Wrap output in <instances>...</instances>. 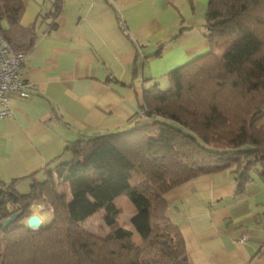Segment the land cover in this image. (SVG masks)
I'll list each match as a JSON object with an SVG mask.
<instances>
[{
    "label": "trees",
    "instance_id": "16d2710c",
    "mask_svg": "<svg viewBox=\"0 0 264 264\" xmlns=\"http://www.w3.org/2000/svg\"><path fill=\"white\" fill-rule=\"evenodd\" d=\"M24 10V0H0V33L27 52L38 34L21 24ZM205 36L208 51L171 71L169 88L145 89V117L68 141L67 158L25 193L19 179L0 181V264H189L164 194L201 174L264 167V0H209ZM121 195L134 206L133 229L119 221ZM34 203L51 211L38 229L27 226ZM102 210L106 234L82 227Z\"/></svg>",
    "mask_w": 264,
    "mask_h": 264
},
{
    "label": "crops",
    "instance_id": "0c3cea01",
    "mask_svg": "<svg viewBox=\"0 0 264 264\" xmlns=\"http://www.w3.org/2000/svg\"><path fill=\"white\" fill-rule=\"evenodd\" d=\"M24 1L21 24L34 25L38 39L21 77L33 89L29 98L13 96L12 114L0 118V181L19 179L25 193L33 177L67 158L68 141L130 127L145 89L161 88L171 71L208 51L209 0H60L56 15V0ZM257 163L246 177L226 168L164 194L189 264H264Z\"/></svg>",
    "mask_w": 264,
    "mask_h": 264
},
{
    "label": "built area",
    "instance_id": "2783aa9c",
    "mask_svg": "<svg viewBox=\"0 0 264 264\" xmlns=\"http://www.w3.org/2000/svg\"><path fill=\"white\" fill-rule=\"evenodd\" d=\"M27 52L16 50L0 33V118L12 114L11 99L13 96L29 98L33 85L21 77V71ZM145 117V110L140 111ZM245 236L240 238L241 241Z\"/></svg>",
    "mask_w": 264,
    "mask_h": 264
},
{
    "label": "rangeland",
    "instance_id": "374dc122",
    "mask_svg": "<svg viewBox=\"0 0 264 264\" xmlns=\"http://www.w3.org/2000/svg\"><path fill=\"white\" fill-rule=\"evenodd\" d=\"M217 53L219 55H221L222 50L218 49ZM161 86H162L161 87L162 90L169 88L171 86L170 80L167 83L161 84ZM221 159H223V160H221ZM224 160H225V157H223V158L218 157V158L214 159V161H218V162H221ZM256 165L259 169L262 167V165L259 162ZM139 178H140V175L137 174L136 172H134L132 174V180L131 181L133 183H135L139 180ZM19 192L24 193L20 189H19ZM115 203H116V206L122 210V213H121L120 218H119L120 223H123L128 228L133 229L134 226L130 220V217L134 212L133 204L129 201V199L125 195H121L120 197H118L116 199ZM31 208H32L33 213H39L40 214V216L42 218V224H46L51 219V211L46 209L42 203H34V204H32ZM82 227L91 231V232L102 235V236L104 234H106L109 231V228L105 224L104 210H102L99 213H96L95 215H93L92 217L87 219L86 221L82 222ZM134 240L136 242H140V238L137 235L134 236Z\"/></svg>",
    "mask_w": 264,
    "mask_h": 264
},
{
    "label": "water",
    "instance_id": "95a60500",
    "mask_svg": "<svg viewBox=\"0 0 264 264\" xmlns=\"http://www.w3.org/2000/svg\"><path fill=\"white\" fill-rule=\"evenodd\" d=\"M1 201V199H0ZM21 214V212L13 213L10 217L2 221L3 226H7L8 224L14 222L16 218ZM27 226L32 229H38L42 226V218L39 214L33 213L27 218Z\"/></svg>",
    "mask_w": 264,
    "mask_h": 264
}]
</instances>
